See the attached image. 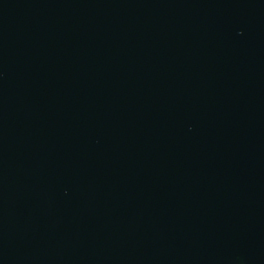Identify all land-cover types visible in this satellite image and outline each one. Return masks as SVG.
Returning a JSON list of instances; mask_svg holds the SVG:
<instances>
[{"label":"water","instance_id":"obj_1","mask_svg":"<svg viewBox=\"0 0 264 264\" xmlns=\"http://www.w3.org/2000/svg\"><path fill=\"white\" fill-rule=\"evenodd\" d=\"M0 264H264V0H0Z\"/></svg>","mask_w":264,"mask_h":264}]
</instances>
